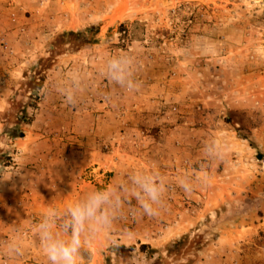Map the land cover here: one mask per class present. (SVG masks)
Masks as SVG:
<instances>
[{
  "label": "rangeland",
  "instance_id": "1",
  "mask_svg": "<svg viewBox=\"0 0 264 264\" xmlns=\"http://www.w3.org/2000/svg\"><path fill=\"white\" fill-rule=\"evenodd\" d=\"M32 10L49 11V27L60 26L47 55L38 60L33 81L58 53L74 50L59 44L60 35L96 26V43L78 49L98 44V52H112L111 57L128 51L135 67L140 53L149 59L156 56L173 76L185 77L189 83L188 117L195 128L192 190L182 189L184 180L166 183L170 188L165 189L163 204L168 209L160 210L153 216L156 223L139 231L138 218L147 216L136 208L123 211L110 235L91 239L92 246L83 252L84 264H184L199 260V249L215 243L221 234L239 236L235 246L241 253L264 251V0H34ZM22 100L17 94L10 98L0 122L10 120ZM173 105L178 107L176 113L172 106H163L164 112L160 109L166 121L185 115ZM27 116L32 119L28 112ZM4 129L0 157L6 152L10 158L0 163V169L12 157ZM212 140L227 145L225 159L213 161L207 156ZM204 174L210 182L196 179ZM130 212L134 217L124 220ZM145 232L174 239L150 246L161 256L150 260L147 253L153 250L141 251L138 238ZM1 248L0 243V264H15L14 253H1Z\"/></svg>",
  "mask_w": 264,
  "mask_h": 264
},
{
  "label": "crops",
  "instance_id": "2",
  "mask_svg": "<svg viewBox=\"0 0 264 264\" xmlns=\"http://www.w3.org/2000/svg\"><path fill=\"white\" fill-rule=\"evenodd\" d=\"M33 5L34 0H12L11 5L0 0V41L9 47L4 50L0 44V115L17 94L25 99L32 118L19 124L23 137L8 140L11 162L0 169L1 253H14L15 264H48L37 229L49 208H63L91 191L113 188L132 172L155 174L168 190L166 183L192 179L194 154L189 83L185 77L173 76L156 56L137 55L134 78L140 86L128 92L104 75L112 52H98V44L89 50L67 51L44 72L41 100L35 108L29 107L30 94L22 87L36 73L38 60L47 55L54 31L60 28L57 23L49 27L50 12L33 11ZM122 55L130 57L128 51ZM65 91L77 95L75 105L66 103ZM173 104L185 115L169 122L160 109ZM5 126L13 123L0 122V133ZM167 206L163 204L161 210ZM130 208L138 209L134 198L124 211ZM153 216H140L137 231L156 223ZM114 222L109 230L91 236L90 246L91 239L110 235ZM138 238L153 247L174 239L146 232ZM239 240L237 235L221 234L214 245L198 253L194 264H264V251L241 253L235 246ZM24 253H30L28 261L20 260Z\"/></svg>",
  "mask_w": 264,
  "mask_h": 264
},
{
  "label": "clouds",
  "instance_id": "3",
  "mask_svg": "<svg viewBox=\"0 0 264 264\" xmlns=\"http://www.w3.org/2000/svg\"><path fill=\"white\" fill-rule=\"evenodd\" d=\"M103 72L112 83L128 92H135L140 86L134 78V61L129 56L109 58ZM65 97L68 105L77 103L75 93L65 91ZM227 152V145L218 140H212L206 148L207 156L213 161L225 159ZM196 179L208 183L211 177L204 174ZM182 187L190 192L193 181H182ZM164 193L163 178L142 171L132 172L126 181L113 188L91 191L63 208H49L37 229L48 264H84L83 252L90 249L89 238L109 230L130 198L137 202L141 215L153 216L163 207Z\"/></svg>",
  "mask_w": 264,
  "mask_h": 264
},
{
  "label": "trees",
  "instance_id": "4",
  "mask_svg": "<svg viewBox=\"0 0 264 264\" xmlns=\"http://www.w3.org/2000/svg\"><path fill=\"white\" fill-rule=\"evenodd\" d=\"M98 33H99V28L96 26L88 27L83 31H69L67 33L60 35L59 38L61 41H59V44L64 45V46H73L72 48L74 50H72V52L78 51L79 45H84L87 43H96V41H97L96 35ZM52 46L54 47L53 44H52ZM67 51H71V50H65L63 52L58 53V55H56V57L52 60V63L47 67V69L45 71L47 72L49 69H51L53 67V65L55 64V60H56L57 56H59L63 53H66ZM44 81H45V74L43 73L35 81L30 79V81L28 83V87H30V88H28V90L26 89V87H27L26 84L22 87L24 89V92L30 94V100H29V103H27L29 107L35 108L37 106V101L39 99V91L42 88ZM31 100H36V103L34 101L31 102ZM26 107H27V105L25 104V102L23 100L20 101V104L18 105V107H16L15 114L10 118V120L7 121L8 123H13L12 127L5 126L4 134H5V136H7V140L24 136V132H23V130H21L19 124L29 123L31 121L27 116ZM2 153L3 154L0 157V163L5 161L6 159L8 160V158H10L9 157L10 154H8L6 152H2ZM5 154L7 155V157H5ZM181 240L179 242H175V246L173 245L174 248H176V246L178 247V245H180ZM131 248L135 249L136 246L133 245ZM140 249L143 252L148 251V250L149 251L153 250V251H151V253H147L149 259L153 258V256L157 252L156 249H153V248L151 249L150 245H148V244H141ZM202 249L203 248H200L199 251H201ZM170 250H172V247L169 249V251ZM157 254L160 256V253H157ZM169 254H171V253H169ZM159 256H158V258H159ZM195 258H197V255L195 256ZM165 262L168 263L167 261H165ZM195 262H196V259H188L187 262L184 264H194Z\"/></svg>",
  "mask_w": 264,
  "mask_h": 264
},
{
  "label": "built area",
  "instance_id": "5",
  "mask_svg": "<svg viewBox=\"0 0 264 264\" xmlns=\"http://www.w3.org/2000/svg\"><path fill=\"white\" fill-rule=\"evenodd\" d=\"M0 44H1V47L4 49V50H9V47H8V45H7V43L5 42V41H0ZM3 82V79H2V77H0V83H2ZM39 101L41 100V95H39V99H38ZM164 108V107H163ZM162 108V110H163V112L164 111H167L166 110V108H164L163 109ZM171 109L174 111V113H176L177 111H178V107L176 106V105H173L172 107H171ZM165 114V113H164ZM132 217H134V212H130L129 214H126V215H124L122 218L124 219V220H130Z\"/></svg>",
  "mask_w": 264,
  "mask_h": 264
}]
</instances>
